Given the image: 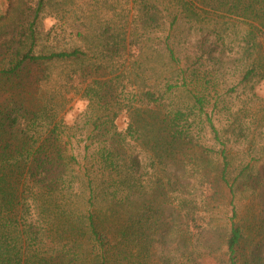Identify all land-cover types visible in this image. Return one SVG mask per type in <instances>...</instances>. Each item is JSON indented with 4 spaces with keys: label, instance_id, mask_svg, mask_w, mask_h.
Here are the masks:
<instances>
[{
    "label": "trees",
    "instance_id": "1",
    "mask_svg": "<svg viewBox=\"0 0 264 264\" xmlns=\"http://www.w3.org/2000/svg\"><path fill=\"white\" fill-rule=\"evenodd\" d=\"M44 2L3 34L33 40ZM232 20L245 22L240 36ZM70 37L78 44L13 51L0 69L1 80L44 62L72 67L43 104H0V264H144L130 236L155 230L172 203L167 218L195 237L192 246L211 248L218 186L230 195L220 228L226 264H238L235 186H264V142L256 141L264 118L247 106L261 100L264 0H131L126 16L84 14ZM57 92L86 101L84 121L64 123ZM72 140L83 142L78 153ZM234 145L249 159L230 157ZM200 254L182 264H204Z\"/></svg>",
    "mask_w": 264,
    "mask_h": 264
},
{
    "label": "rangeland",
    "instance_id": "2",
    "mask_svg": "<svg viewBox=\"0 0 264 264\" xmlns=\"http://www.w3.org/2000/svg\"><path fill=\"white\" fill-rule=\"evenodd\" d=\"M37 1L0 0V69L7 67L8 59L12 57L13 51L28 50L34 54H45L52 50L78 44L77 41L71 39L70 35L73 34V25L79 23L84 14L126 16L131 6V0H45L31 25L33 40L29 33H13V39L3 34L11 25H19V21L27 14L30 13L33 16L34 9H37ZM56 15L59 17L56 18ZM50 19L55 21L51 25L47 23ZM232 23L236 25L232 27L231 31L234 30L238 36H240L241 30L247 27L242 21L232 20ZM22 26L25 25L19 27L22 28ZM183 27H186L184 23L179 32H184ZM71 68L63 62H44L40 65H32L28 71L23 70L18 75L4 76L0 80V104L8 102V100L19 102L23 100L29 108L43 104V99L50 98L52 92L57 89L55 88V85L58 84L57 80L61 81L63 75ZM229 80L232 81L230 76L226 82L227 85H229ZM240 90V88L237 89V93ZM255 92L261 100L254 99L247 106L256 113L258 119L264 118V80L256 85ZM55 95L53 102L60 108L64 105V111H61L59 116L62 115L65 124L71 125L76 119L84 121L82 113L86 104L83 111L74 112L73 119H66L67 113L73 110L75 102L84 99L73 93L65 94L64 97L59 92ZM232 102L240 104L239 99H233ZM115 121L119 130L124 129L127 122L126 114L122 112ZM251 131L256 134L255 125L251 127ZM256 141L264 142V133L257 135ZM72 144L73 152L78 153L83 142L77 145L75 140H72ZM227 154L234 159H249L248 156L242 155L241 148L237 145H234L232 149L229 147ZM261 163L264 164V158L262 162L257 163L260 168H262ZM261 180H264V177ZM218 187L221 192L220 198L216 199L214 209H212L214 217H217L212 225L216 230H209V236L206 237L211 248L192 246L195 237L192 239L191 236H187L188 232L185 228L181 230L179 221L175 223L174 219H171L172 217L167 218L168 210L172 213V210L176 209V205L173 206L172 203V206L165 204L161 207L164 210V217L155 230L149 225L148 231H145L146 236H137L132 233L129 246L131 254L136 256L140 252L144 264H160L163 260L168 261V264H182L187 262L185 257L195 251V254L201 253L204 264H226L220 228L227 221L225 216H231V207L228 205L230 195L227 188ZM253 187L250 181L241 180L238 181L234 190L233 206L236 212L234 220L241 226L244 233L238 249L240 253L238 264H264V186L259 188L257 185H253ZM170 196L173 199V196L176 197L177 194L173 193ZM134 199L135 197H133ZM148 200L149 198H144L145 206L149 205ZM142 212H145V209L140 211L135 209V213Z\"/></svg>",
    "mask_w": 264,
    "mask_h": 264
},
{
    "label": "clouds",
    "instance_id": "3",
    "mask_svg": "<svg viewBox=\"0 0 264 264\" xmlns=\"http://www.w3.org/2000/svg\"><path fill=\"white\" fill-rule=\"evenodd\" d=\"M55 21L54 20H48L47 23L49 25H51L52 23H54ZM86 104V101L85 100H77L73 106V110L72 111H69L66 115V119L67 120H71L73 119V115H74V112L76 111H83L84 110V106Z\"/></svg>",
    "mask_w": 264,
    "mask_h": 264
}]
</instances>
